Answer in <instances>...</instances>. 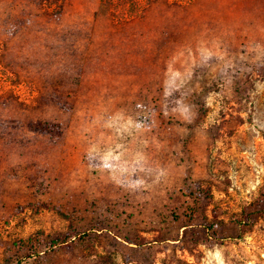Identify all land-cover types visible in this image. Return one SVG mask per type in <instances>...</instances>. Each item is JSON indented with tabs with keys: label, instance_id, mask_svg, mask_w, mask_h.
I'll list each match as a JSON object with an SVG mask.
<instances>
[{
	"label": "rangeland",
	"instance_id": "obj_1",
	"mask_svg": "<svg viewBox=\"0 0 264 264\" xmlns=\"http://www.w3.org/2000/svg\"><path fill=\"white\" fill-rule=\"evenodd\" d=\"M0 264H264V0H0Z\"/></svg>",
	"mask_w": 264,
	"mask_h": 264
},
{
	"label": "trees",
	"instance_id": "obj_2",
	"mask_svg": "<svg viewBox=\"0 0 264 264\" xmlns=\"http://www.w3.org/2000/svg\"><path fill=\"white\" fill-rule=\"evenodd\" d=\"M191 1L192 0H187L188 3H190ZM58 94H56V92H54L53 95L48 97L47 103L58 102V100H59V99H57ZM28 130L34 134H39V135H41L43 137H47L51 140L53 138L59 139L63 133V131L61 129V125L59 123H52V122H36L34 125H31L30 128H28ZM66 242H68V241L64 240L62 243H66ZM50 244L53 247H55L56 245H58V241H51ZM43 252L42 251H36L35 256L39 257ZM33 253L34 252L32 251V255H30L29 259L37 258V257L33 256ZM29 254H31V253H29Z\"/></svg>",
	"mask_w": 264,
	"mask_h": 264
}]
</instances>
